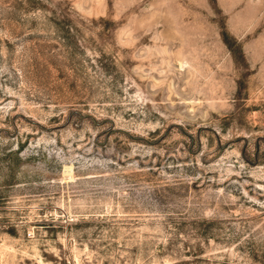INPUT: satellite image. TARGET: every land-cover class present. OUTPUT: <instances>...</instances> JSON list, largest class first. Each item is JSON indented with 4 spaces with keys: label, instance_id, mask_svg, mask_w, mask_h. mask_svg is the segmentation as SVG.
<instances>
[{
    "label": "rangeland",
    "instance_id": "rangeland-1",
    "mask_svg": "<svg viewBox=\"0 0 264 264\" xmlns=\"http://www.w3.org/2000/svg\"><path fill=\"white\" fill-rule=\"evenodd\" d=\"M0 264H264V0H0Z\"/></svg>",
    "mask_w": 264,
    "mask_h": 264
}]
</instances>
